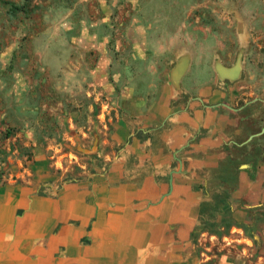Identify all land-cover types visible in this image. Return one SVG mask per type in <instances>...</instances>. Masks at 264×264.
Returning <instances> with one entry per match:
<instances>
[{"label": "rangeland", "instance_id": "1", "mask_svg": "<svg viewBox=\"0 0 264 264\" xmlns=\"http://www.w3.org/2000/svg\"><path fill=\"white\" fill-rule=\"evenodd\" d=\"M172 88L176 109L201 97L209 119L243 118V133L218 146L219 165L203 169L210 180L194 241L244 235L256 242L248 264H264V202L233 196L242 165L264 161V0L1 1L0 110L9 125L0 143L11 137V148L0 147V179L34 178L38 153L59 183L87 177L116 150L108 143L118 120L134 122Z\"/></svg>", "mask_w": 264, "mask_h": 264}, {"label": "crops", "instance_id": "2", "mask_svg": "<svg viewBox=\"0 0 264 264\" xmlns=\"http://www.w3.org/2000/svg\"><path fill=\"white\" fill-rule=\"evenodd\" d=\"M178 95L172 88L136 111L134 122L118 120L108 143L116 150L103 148L104 162L87 177L59 183L63 175L51 173L38 153L34 178L22 172L23 181L0 179V264H248L252 238L202 233L197 244L193 236L210 180L203 169L219 165L226 151L218 146L243 133V118L209 119L201 97L176 109ZM193 100L200 108L192 109ZM8 113L0 110L1 138ZM194 121L214 125L196 143L201 128L194 132ZM228 125L237 128L223 131ZM4 142L0 147L11 148V137ZM253 162L242 165L233 196L264 202V161L254 178Z\"/></svg>", "mask_w": 264, "mask_h": 264}, {"label": "trees", "instance_id": "3", "mask_svg": "<svg viewBox=\"0 0 264 264\" xmlns=\"http://www.w3.org/2000/svg\"><path fill=\"white\" fill-rule=\"evenodd\" d=\"M1 1H3V0H0V2ZM256 168H257V165H256V163H252V165H251V168H250V175H251V177L252 178H254L255 177V170H256ZM204 210H203V207H202V209H201V213H200V216H201V219L203 220L204 219Z\"/></svg>", "mask_w": 264, "mask_h": 264}, {"label": "water", "instance_id": "4", "mask_svg": "<svg viewBox=\"0 0 264 264\" xmlns=\"http://www.w3.org/2000/svg\"><path fill=\"white\" fill-rule=\"evenodd\" d=\"M182 67V68H181ZM181 70H183V66H180L179 67V69H178V71H177V73H178V75H180V73H182L181 72ZM178 75H176V76H178ZM254 100H257V98L256 99H254ZM254 100H252V101H250V102H248V103H251V102H253ZM230 108H233L234 110H237V109H241V108H234V107H231L230 105H228ZM262 132H264V128L262 129V131L260 132V133H262ZM259 133V134H260ZM257 135V134H256ZM253 136H255V135H252L250 138H252Z\"/></svg>", "mask_w": 264, "mask_h": 264}, {"label": "flooded vegetation", "instance_id": "5", "mask_svg": "<svg viewBox=\"0 0 264 264\" xmlns=\"http://www.w3.org/2000/svg\"><path fill=\"white\" fill-rule=\"evenodd\" d=\"M238 110H239V109H238ZM238 110H237V111H238ZM251 136H252V135H251Z\"/></svg>", "mask_w": 264, "mask_h": 264}]
</instances>
